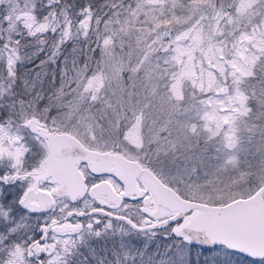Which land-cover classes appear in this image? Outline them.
I'll use <instances>...</instances> for the list:
<instances>
[{
  "label": "snow or ice",
  "instance_id": "obj_1",
  "mask_svg": "<svg viewBox=\"0 0 264 264\" xmlns=\"http://www.w3.org/2000/svg\"><path fill=\"white\" fill-rule=\"evenodd\" d=\"M0 264H264V0H0Z\"/></svg>",
  "mask_w": 264,
  "mask_h": 264
}]
</instances>
